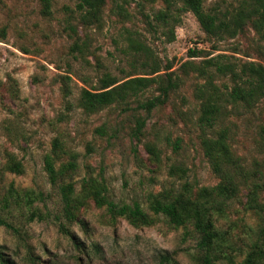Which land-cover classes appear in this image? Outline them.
Instances as JSON below:
<instances>
[{"label": "rangeland", "instance_id": "374dc122", "mask_svg": "<svg viewBox=\"0 0 264 264\" xmlns=\"http://www.w3.org/2000/svg\"><path fill=\"white\" fill-rule=\"evenodd\" d=\"M74 1L49 0L50 12L44 15L40 0H0V187L11 183L19 193L50 190L51 199H55L42 169V156L50 150L53 139L61 144L57 162L74 156L76 168L71 180L77 184L87 174L101 173L107 195L116 203L136 201L145 208L148 193L177 187L184 181L194 186L215 184L218 179L200 147L201 137L212 130L198 125L199 104L193 95L202 78L181 65L202 59L189 57L191 48L202 49V55L208 53L205 57L224 53L230 60L264 65V38L245 26L236 36L215 41L204 34L190 12L182 11L173 27V39L167 40L162 27L152 19L153 12L164 6L162 0H126L127 16L115 13L106 0L101 25L84 27L74 17ZM237 3L203 0L207 9H230ZM141 13L148 14L153 28ZM129 38L143 43L148 52L134 59ZM143 60L148 66L141 63ZM153 61L159 64L162 78L163 65L169 63L171 76L180 80L162 104L148 112L142 108V102L159 93L152 84L126 103H114L94 113L77 106L80 89L95 86L102 75L122 78L142 73ZM222 81L228 83L227 79ZM137 116L144 123L135 137ZM98 126H103V134L95 132ZM220 127L227 128L232 152L250 180L261 184L257 199L264 202V97L251 109L239 107L221 117L213 130ZM146 144L158 150L157 161L146 151ZM10 156L21 162L20 173L3 168ZM171 165L183 167L184 174H170ZM246 191L241 185L224 213L213 216L215 226L227 233L234 261L243 257L260 222L244 204ZM79 219L85 229L77 223L70 225L79 241L86 247L92 242L98 246V253H89L91 262L49 220H22L18 235L0 226V245L16 264H28L21 261L26 245L43 261L56 254L62 264H76V255L83 259L82 264H158L163 253L172 255L171 264H193L186 255L193 236L184 235L182 227L173 228L162 219L139 227L121 217L110 223L104 208L90 201L79 209Z\"/></svg>", "mask_w": 264, "mask_h": 264}, {"label": "trees", "instance_id": "16d2710c", "mask_svg": "<svg viewBox=\"0 0 264 264\" xmlns=\"http://www.w3.org/2000/svg\"><path fill=\"white\" fill-rule=\"evenodd\" d=\"M152 2L154 0H147ZM112 10L122 16H127L123 3L126 0H110ZM164 6L155 10L152 19L162 27L161 32L167 40L173 39V27L179 21L182 11L190 12L204 34L215 41L231 38L241 33L245 26H250L260 38H264V0H238V3L228 9L213 6L207 9L203 0H162ZM41 12L49 14V0H40ZM106 0H75L73 13L79 25L84 27H99L102 20V10ZM145 22L153 28L154 24L147 13H141ZM1 32H3L1 30ZM83 45V43H82ZM80 49V46L74 43ZM128 46L133 49L134 59L145 54L147 47L140 41L129 38ZM216 46L213 45L212 48ZM189 57H200L198 63L184 62L182 67H190L202 78L196 83L193 95L198 101L197 123L200 127L211 129L200 139L202 154L208 162L212 173L218 181L210 186H194L187 181L177 187H168L155 193H148L146 206L138 202L116 203L107 195V185L101 173L97 176L87 174L81 177L77 184L71 180V173L76 168L74 156L66 162H57L61 144L57 139L51 142L50 150L42 156V169L46 181L54 189L55 199H51L50 190L25 189L18 190L8 183L4 189L0 187V226L18 235L22 220H49L59 233L68 238L72 247L82 256H87L91 262L90 252L98 253L96 243L86 247L79 241L70 225L77 223L85 229L79 219V209L87 202L97 208H104L111 223L116 217L125 219L134 227L151 226L159 219L173 228L182 227L184 235L193 236L191 250L186 255L193 264H264V202L258 201V191L261 184L250 180L249 173L240 163L239 158L232 152L226 127L213 130L221 117L237 111L239 107L251 109L259 99L264 97V65L250 60H230L224 53L205 57L199 48L188 49ZM136 59V60H137ZM148 66V62L141 61ZM142 73H130L122 78L110 74L102 75L97 84L90 88H81L77 97V106L86 113H94L114 103H126L129 98L136 96L152 84H156L158 95L141 103L148 112L157 104H162L168 92L180 84L177 76L172 77L170 64L163 65L164 78L158 74L159 64L151 63ZM227 79L228 83L222 81ZM143 118L137 116L133 128V136L137 137L143 126ZM103 134V126L95 129ZM150 157L157 161L158 150L153 144L145 145ZM9 172L20 173L22 164L10 156L3 164ZM184 174V168L171 165L169 173ZM241 185L247 187L245 206L253 210L260 222L256 226L247 250L240 260L234 261L232 245L225 231H220L213 222V216L222 215L234 198ZM93 249V251H92ZM5 247L0 245V264H16L7 256ZM76 264H82L79 255L73 257ZM28 264H62L57 255L43 261L34 254L29 245L25 246V255L21 257ZM174 263L171 254L159 256L158 264Z\"/></svg>", "mask_w": 264, "mask_h": 264}]
</instances>
